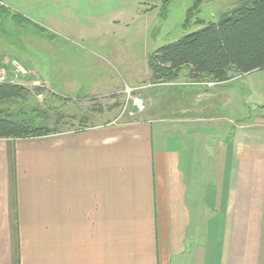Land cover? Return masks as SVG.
I'll list each match as a JSON object with an SVG mask.
<instances>
[{"label": "crops", "instance_id": "1", "mask_svg": "<svg viewBox=\"0 0 264 264\" xmlns=\"http://www.w3.org/2000/svg\"><path fill=\"white\" fill-rule=\"evenodd\" d=\"M184 69L138 119L0 139V264H264V101L234 116L238 76ZM75 72L46 78L79 97Z\"/></svg>", "mask_w": 264, "mask_h": 264}, {"label": "rangeland", "instance_id": "2", "mask_svg": "<svg viewBox=\"0 0 264 264\" xmlns=\"http://www.w3.org/2000/svg\"><path fill=\"white\" fill-rule=\"evenodd\" d=\"M197 1L0 0V77L30 90L27 99L2 103L0 109L45 121L53 128L56 118L63 115L62 129L140 118L148 103L143 92L166 87L174 80L159 82L150 77L138 82L129 81L130 76L134 72L144 75L149 55L159 47L218 21L246 0H201L198 5ZM71 69L84 85L79 97L74 89L57 88L46 78ZM120 72L126 79L120 78ZM239 76L234 79L239 88L228 90L238 104H233V115L258 113L257 105L264 101V70ZM110 80L120 83L119 88L89 93L95 82ZM246 81L256 82L257 89L248 93ZM136 98L144 111L134 115L138 113Z\"/></svg>", "mask_w": 264, "mask_h": 264}, {"label": "trees", "instance_id": "3", "mask_svg": "<svg viewBox=\"0 0 264 264\" xmlns=\"http://www.w3.org/2000/svg\"><path fill=\"white\" fill-rule=\"evenodd\" d=\"M148 58L153 78L159 82L176 80L183 68L189 69L192 80L215 83L264 70V0H246L218 21L159 47ZM29 95L30 90L22 84L0 83V104L25 100ZM63 118H56L53 128L45 121L0 109V139L54 135L65 130L59 127Z\"/></svg>", "mask_w": 264, "mask_h": 264}, {"label": "built area", "instance_id": "4", "mask_svg": "<svg viewBox=\"0 0 264 264\" xmlns=\"http://www.w3.org/2000/svg\"><path fill=\"white\" fill-rule=\"evenodd\" d=\"M3 82H6V81H4V78L3 77H0V83H3ZM194 83H202V84H206V85H208V86H212V85H214V84H216L215 82H197V81H195V80H191L190 81V83H188V84H194ZM139 99L138 98H136L135 99V102L137 103V106H138V109H137V112L138 113H134V115L135 114H139V113H142L143 111H144V106L141 104V102H139L138 101ZM125 110V109H124Z\"/></svg>", "mask_w": 264, "mask_h": 264}]
</instances>
